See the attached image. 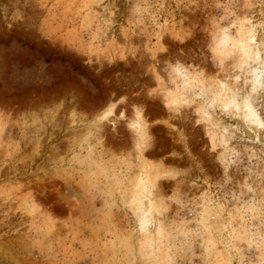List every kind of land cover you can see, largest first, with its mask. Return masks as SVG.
I'll use <instances>...</instances> for the list:
<instances>
[{"label": "rangeland", "instance_id": "374dc122", "mask_svg": "<svg viewBox=\"0 0 264 264\" xmlns=\"http://www.w3.org/2000/svg\"><path fill=\"white\" fill-rule=\"evenodd\" d=\"M0 264H264V0H0Z\"/></svg>", "mask_w": 264, "mask_h": 264}]
</instances>
